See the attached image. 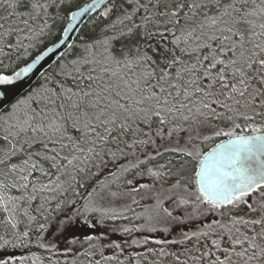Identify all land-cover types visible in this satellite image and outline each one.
I'll return each instance as SVG.
<instances>
[{
	"label": "snow or ice",
	"instance_id": "1",
	"mask_svg": "<svg viewBox=\"0 0 264 264\" xmlns=\"http://www.w3.org/2000/svg\"><path fill=\"white\" fill-rule=\"evenodd\" d=\"M126 2L131 11L120 6L122 15L108 26L111 35L106 31L102 39L83 40L79 49L73 45L40 89L13 103L18 82L28 76L33 64L13 68L4 60L12 62L14 54L18 57L22 49L36 47L51 34L65 0H0V7L11 9L0 16V109H4L0 208L7 213L6 221L16 229L18 214L31 223L37 220L30 215L35 211L46 222L37 225L39 242L42 233L53 227L45 212L55 202L51 211L62 214L55 221L57 234L78 224L95 227L89 214L101 212L103 218L108 212L95 207L93 168L107 160L136 157V163L121 165L117 171L126 173L156 161L147 174L157 179L175 176L173 187L183 186L186 194L179 204L195 205L186 219L203 214L219 217L195 231L182 232L179 241H155L166 246L194 240L198 254L186 249L188 255L181 260L176 252L161 247L159 256L170 255L176 264L189 260L192 264H264V0ZM95 6L93 0L65 18L75 20ZM21 7L26 10L18 11ZM116 7L105 8L103 15ZM51 8L58 10L55 17ZM12 16L25 25L26 34L11 24L5 27L3 21ZM63 44L61 39L55 47ZM221 136L227 140L213 151L197 148L198 141ZM168 154L176 159L159 162ZM111 175L118 178L116 172ZM96 184L106 187L100 181ZM13 191L19 195H9ZM33 201H40L34 209ZM201 207L206 213L200 212ZM153 211L155 217L149 214V221L164 220L165 226L150 225L149 231L167 233L166 218L178 220L159 201ZM110 218L115 219V213ZM5 235H0V249L27 246L28 229L13 232L11 240ZM101 238L84 237L89 242ZM143 242L147 244L148 238ZM107 246L121 249L115 241ZM40 247L47 245L41 242ZM101 258L116 260L117 256L101 253ZM14 259L0 258V264H12Z\"/></svg>",
	"mask_w": 264,
	"mask_h": 264
},
{
	"label": "trees",
	"instance_id": "2",
	"mask_svg": "<svg viewBox=\"0 0 264 264\" xmlns=\"http://www.w3.org/2000/svg\"><path fill=\"white\" fill-rule=\"evenodd\" d=\"M89 0H65V4L61 6L59 10L60 18L56 20L55 26L52 28L51 34L47 35L45 38H42V42L37 44L34 48H29L25 52L23 49L19 52L18 57L16 54L13 55L12 62L5 59L4 63H11L13 68L23 67L25 64L35 59L36 56L40 55L47 48H49L54 42H56L62 36V29L67 26L69 19H66L71 12L75 9L81 7ZM115 4L117 7L109 13L108 16H104L103 12L105 8L112 7ZM123 8H129L126 0H112L103 10L97 13L95 16L91 17L86 24L80 29L78 35L74 39L72 46L75 45L77 49L80 47V42L83 40H94L102 39L105 32L109 35L112 34L111 30L108 28L109 25L113 24L117 17L122 15L120 6ZM25 8L21 7L18 11H24ZM11 9L0 7V16H7L8 12ZM49 12L55 17L58 10L55 8L49 9ZM16 20L18 23V28L25 29L21 35L26 34L27 29L21 20L12 16L9 20L3 21L5 27H7L12 20ZM31 24V21L29 22ZM12 25V23H11ZM13 42H15V37H12ZM25 44L29 41L25 40ZM123 43H127L124 41ZM70 49L58 60L63 63V57L69 56L72 50ZM121 42H117L115 45L116 54H120ZM57 61V62H58ZM57 62L52 65L44 74L39 78L35 85L21 98L26 96L30 91H35L41 88V85L45 82V77L50 76L53 72L57 71ZM10 70V69H9ZM17 70H19L17 68ZM4 116V112L0 114ZM3 126V120H0V127ZM224 136L217 137L218 140L213 141V143L205 142L203 145L202 142H197V148L199 151L202 150L205 152L217 141L224 139ZM181 146H183V140H181ZM67 151V150H66ZM150 151V149H149ZM140 159H143V155L137 154ZM166 159H176L174 154H168L159 162H164ZM183 159H190L183 157ZM130 163H136V157H129L127 160L121 158L117 162H112L107 160L106 164L100 168H93V172L96 173L93 184L96 189V195L94 197L95 207L107 210L108 215L103 216L101 212L90 213L91 223L95 227H88L83 224H78L77 226L63 232L62 234L56 233L55 221L60 219L62 214L51 211L55 208V202H52L46 207L49 209V212H45V215H48L49 222H52L53 227L48 228L44 231L42 235V240L37 241V235L31 230L28 217L23 216L22 214L17 215V220L20 221L17 224L16 229H12L11 223L6 221L7 213H5L2 208H0V235H5L6 239H13V232L22 233L26 229L29 230V240L25 243L27 246L18 245L17 247H12L11 245L6 248L0 249L4 250H18L17 256H15L12 264H95V261L99 260L101 264H119V261H123V264H156V260L159 261L158 264H176L172 256H159V249L164 247L168 252H176L183 258V253L181 251L177 252V244H174V249L170 247L172 245H159L156 244V240L167 239L169 240L172 237L174 240L179 241L181 239L182 232L193 231L194 222L185 221L184 223H179L182 221L181 216H176L178 220H173V218L167 217V226L170 231L165 233L162 230L149 231L148 220L146 219L147 212L154 210L157 202L159 201L163 207L164 201L170 206V211L178 209L184 214L182 215L183 219L185 215L187 216L193 210L191 204L185 213L183 211V206L179 204V200L185 196L183 191V186L180 188H174L173 185L176 183L175 176H161L159 179L149 176L147 174L148 167H155L156 161H151L146 164H142L139 168L130 169L126 173L117 171L121 165L128 166ZM94 163H99V161H94ZM190 165V167H189ZM188 165V168H191V164ZM116 172L118 178H114L111 173ZM139 172L141 179L140 182L135 185L128 184L127 181L131 180L133 174ZM97 181L103 182L106 187H100L99 184H96ZM141 181L149 182L151 185L148 187H141L144 185ZM133 189H136L133 191ZM152 189V190H149ZM92 191V188L88 189ZM156 192V193H155ZM16 192L13 191L9 195H15ZM170 200V201H168ZM37 205L36 207H38ZM172 207V208H171ZM34 209V208H33ZM115 213L116 218H110L112 214ZM161 217L164 216V213L161 211ZM30 215H36L37 220L33 221L35 228L37 229L38 223L41 221L46 223L42 217H40L35 211H31ZM101 223H97L100 221ZM13 223L16 221H12ZM7 225V226H6ZM152 226H156L158 229H162L165 226V221L161 220L159 224L156 223V219L152 220ZM124 228L131 229L130 232H124ZM50 230V231H48ZM86 235H93L96 237H102L99 240H93L91 242L86 241L84 237ZM145 238H148L149 242L145 244L143 241ZM121 239H125L127 243H120ZM136 240L138 243L133 244L132 241ZM113 241L121 245V249H116L114 247H108ZM47 245V247H40V243ZM195 243V241H192ZM92 244L94 247H90ZM52 245H55L53 248ZM156 246V247H155ZM70 249V250H69ZM152 249L153 251H149ZM92 252L95 253L92 256L87 255L86 253ZM101 253L104 257L108 256H117L116 260H103L101 258ZM152 256V259L150 258ZM24 257L21 261L20 258ZM8 259V258H7Z\"/></svg>",
	"mask_w": 264,
	"mask_h": 264
},
{
	"label": "water",
	"instance_id": "3",
	"mask_svg": "<svg viewBox=\"0 0 264 264\" xmlns=\"http://www.w3.org/2000/svg\"><path fill=\"white\" fill-rule=\"evenodd\" d=\"M110 1L111 0H96L95 7L89 8V10L85 12L83 15H77L75 20L69 21L68 25L66 26L69 27V25H71L69 33L67 34L63 33L62 36L56 42H54L49 48H47L42 54H40L41 59L39 61L33 59L31 62L28 63V64H33V67L31 71L28 73V76L24 78L22 81L18 82L19 87L14 90L12 102H14L15 99L20 98L25 92H27L39 80L42 74L45 71H47L59 58H61L66 51L70 49L74 39L78 35L83 25L86 24V22H88V20L94 14L99 12ZM92 3L93 0H89L81 7L74 10L73 12L79 13L81 12L82 9L89 7ZM61 39L65 40V44L61 45L59 48L55 47V45L59 44ZM49 49H52V51H48ZM44 53L47 54L44 55ZM2 111H4V109H0V113ZM214 149L215 147L212 148L209 152L213 151Z\"/></svg>",
	"mask_w": 264,
	"mask_h": 264
},
{
	"label": "flooded vegetation",
	"instance_id": "4",
	"mask_svg": "<svg viewBox=\"0 0 264 264\" xmlns=\"http://www.w3.org/2000/svg\"><path fill=\"white\" fill-rule=\"evenodd\" d=\"M221 127H224V125L223 124H221L220 125ZM224 139H227V137H225ZM224 139H221V140H224ZM220 141V140H219ZM140 179H141V176H140V173L139 172H135V174H133V176H132V178H131V181H132V183L135 185L137 182L139 183L140 182ZM144 185H151L149 182H146V181H141ZM156 193V192H155ZM184 196L186 195L185 193L183 194ZM168 201H170V200H168ZM164 205H167L166 206V208H170V206L168 205V203L166 202V201H164ZM181 206H183V211L186 213L187 212V210H188V208H189V204L188 205H181ZM195 207V205H191V208H194ZM172 208V207H171ZM179 209V208H178ZM178 209H174V208H172V210H175V211H171L172 212V214H173V217H176V216H181V219H182V221H192V222H194V226H193V231H195L198 227H201L204 223H207V222H209L211 219H219V217L218 216H215V215H213V214H203V215H201L198 219H186V215H185V218L183 219V217H182V215L184 214L181 210L180 211H178ZM170 211V210H169ZM200 212L201 213H206V209L204 208V207H201L200 208ZM170 218H172V217H170ZM30 228H31V230L37 235L38 233H37V229L35 228V225H34V223L32 222V224L30 225ZM48 231H50V230H48ZM44 233V232H43ZM43 233H42V235H43ZM169 240H174L172 237H170V239ZM120 243H122V244H125V243H127V241L125 240V239H121L120 240ZM168 245H172L170 248L171 249H174V244H168ZM156 247V246H155ZM177 252H179V251H181L182 252V254L183 253H186V255H184L183 254V258H181V260H184L185 258H186V256L188 255V253L186 252V249H191V254L192 255H196V254H198V253H196V247H197V245L195 244V243H193L192 241H186L184 244H177ZM199 247H203V244H201V245H199ZM19 251L18 250H13V251H10V250H7V253L6 252H2V254L0 255V258H3V257H6V259H7V257L9 256H11V257H15V256H17V253H18ZM150 258L152 259V256H150ZM4 259V258H3ZM159 260V259H158ZM158 260H156V264H158L159 263V261ZM150 264H152V262L150 263ZM188 264H192V261H188Z\"/></svg>",
	"mask_w": 264,
	"mask_h": 264
},
{
	"label": "rangeland",
	"instance_id": "5",
	"mask_svg": "<svg viewBox=\"0 0 264 264\" xmlns=\"http://www.w3.org/2000/svg\"><path fill=\"white\" fill-rule=\"evenodd\" d=\"M11 23H12V26H13V27H17V28L19 27V26H18V23H17V21H16L15 19L12 20ZM11 23H10V24H11ZM189 167H190V165H189ZM190 169H191V168H189V170H190ZM149 190H152V189H149ZM191 205H193V204H191ZM22 206H24V205H22ZM155 208H156V207H154V209H155ZM149 214H151V215H153V217H155V212L152 211V209H151V212H148L147 217H149ZM160 215H162V214L160 213ZM148 221H149V219H148Z\"/></svg>",
	"mask_w": 264,
	"mask_h": 264
}]
</instances>
